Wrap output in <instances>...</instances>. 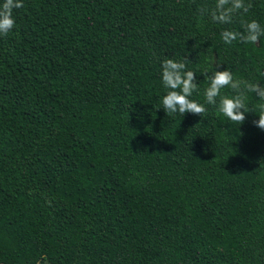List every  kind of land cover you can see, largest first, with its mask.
Segmentation results:
<instances>
[{"label":"trees","instance_id":"16d2710c","mask_svg":"<svg viewBox=\"0 0 264 264\" xmlns=\"http://www.w3.org/2000/svg\"><path fill=\"white\" fill-rule=\"evenodd\" d=\"M4 0H0L2 5ZM215 0H23L0 36V264H264V131L167 116L161 61L264 86V35L226 45ZM222 94L234 95L231 89ZM46 258V259H45Z\"/></svg>","mask_w":264,"mask_h":264},{"label":"clouds","instance_id":"9594fccd","mask_svg":"<svg viewBox=\"0 0 264 264\" xmlns=\"http://www.w3.org/2000/svg\"><path fill=\"white\" fill-rule=\"evenodd\" d=\"M23 0H4L0 5V36H7L15 27L13 10L22 8ZM252 7L251 3L246 4L245 0H215L214 7L201 8L202 14L210 16L211 21L217 24H231L233 17L238 13H247ZM243 31L223 30L221 38L224 44H232L239 40L241 43H260V37L264 35V28L256 20L241 21ZM191 61L185 57L177 61L172 58H165L161 61V82L167 90L162 96V109L167 116L175 113L184 115L190 113L203 117L207 113L205 104L214 106L216 110L234 123L241 125L245 119V113L250 109L246 106L248 93L255 94L260 101H264V86L259 82H252L242 78H234L229 70H217L222 65L214 57L209 58L210 64H215V70L209 75L202 71L201 75L208 81L204 89V104L190 99L194 92H199L196 72L186 70L187 64ZM264 75V73H262ZM231 89L234 95L222 94V89ZM258 120L253 124L264 131V103L257 106ZM46 259V258H45ZM36 264H40L37 260Z\"/></svg>","mask_w":264,"mask_h":264}]
</instances>
